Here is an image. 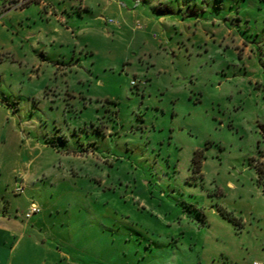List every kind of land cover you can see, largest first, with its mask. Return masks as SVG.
Here are the masks:
<instances>
[{"label":"rangeland","instance_id":"rangeland-1","mask_svg":"<svg viewBox=\"0 0 264 264\" xmlns=\"http://www.w3.org/2000/svg\"><path fill=\"white\" fill-rule=\"evenodd\" d=\"M35 2L46 4L8 0L0 18ZM202 17V31L159 32L157 51L128 53L123 38L108 57L72 45L67 75L21 90L0 81V217L25 226L36 202L45 218L13 264H264V0H211ZM21 95L34 101L26 112ZM177 117L219 126L187 177ZM30 138L54 149L20 148ZM29 166L37 177L20 181Z\"/></svg>","mask_w":264,"mask_h":264},{"label":"crops","instance_id":"crops-1","mask_svg":"<svg viewBox=\"0 0 264 264\" xmlns=\"http://www.w3.org/2000/svg\"><path fill=\"white\" fill-rule=\"evenodd\" d=\"M210 1L192 0L189 3V0H174L173 8L159 9L149 6L148 0H108L109 4L120 6L119 12L125 18V27H121L118 21H106L104 12L97 13L91 5L98 3V0H87V4L85 0H45V5L35 2L22 9L6 12L0 18V81L3 78L16 80L21 90L22 87H27V80L36 76H62L74 71L75 54L70 63H67L66 56H69L67 47L75 45L80 48L74 36L77 29L81 34L88 29L93 39H105L96 31L98 26L105 27L112 33L113 41L117 38L127 40L128 53L144 46L157 51L159 46L156 37L159 32L165 35L168 30L178 32L181 29L191 31L194 27L203 28L202 20L205 18L202 15L209 10ZM141 10L142 15L136 16V12ZM194 15L197 18H193ZM136 32H139L142 39L133 43L132 33ZM65 65L72 67V70L70 68L65 73ZM16 81H13V84H17ZM0 90L7 88L1 85ZM21 142L22 139L19 142L20 148L24 147L25 151L29 148V153L38 149L53 148L46 142H34L32 138L27 140V144ZM74 154L78 155L75 152ZM36 158L37 156L32 157L29 164ZM29 167L28 171L18 174L20 181H34L37 177L38 167L35 171H31V166ZM44 219L40 212L26 220L25 226H21L16 222L13 224L11 218L5 221V217H0V264H13L19 245L29 233L42 235ZM14 225L21 231L14 232L11 228ZM39 229L41 231H37ZM49 253L55 256L58 254L53 249L48 250L47 255ZM36 264L47 263L41 261Z\"/></svg>","mask_w":264,"mask_h":264},{"label":"clouds","instance_id":"clouds-1","mask_svg":"<svg viewBox=\"0 0 264 264\" xmlns=\"http://www.w3.org/2000/svg\"><path fill=\"white\" fill-rule=\"evenodd\" d=\"M192 0H189V3H191ZM85 3L87 4V0H85ZM149 6H154L159 9L164 8H173L174 6V0H148ZM0 6L3 7H9L8 0H0ZM97 13L104 12V19L110 23L119 22V25L121 27H125V18L120 15L119 12V5L116 4H109L108 0H98V3L91 5ZM139 7V5H138ZM11 15V13H9ZM136 16L142 15V10L136 12ZM98 23V22H97ZM96 31L103 35L105 38V43L102 47H99L95 44L94 39L89 33L88 29H85L84 33L81 34L80 30L77 29L74 33V36L76 37L79 47L82 51H95L98 53H101L103 56L108 57L113 55V36L112 33L105 27L98 26ZM142 39V36L139 34V32L132 33V42L135 43ZM85 64L88 63V61H84ZM79 75L77 78H84L83 72H80L79 69L76 70ZM185 78H187L185 74ZM22 79V78H21ZM184 87H188L187 84L184 85ZM33 99L30 97V95H21L20 97L16 98L15 103H17L21 111H27L31 108L33 104ZM229 106L225 105V108L227 109ZM78 108V106H77ZM44 116H48V113H44ZM39 119V117H37ZM62 118V117H61ZM79 119L78 112L73 114L72 120L76 121ZM221 119H224V117H221ZM178 123L181 128L184 129L183 133L177 132L178 140L177 142L181 145V148L186 151L189 160H186L183 164V167H179L177 170L178 176L187 177L189 171H192V164L191 160H194L195 157L193 156V150L194 149H200L201 145L203 144V141L205 139H213L218 136L219 133V126H216L217 133L215 135L212 134V127L208 124L201 122L199 120H194L192 117H185L183 120L180 119V117H177ZM73 131V128L70 125H68V132H61V135H64L67 139L71 132ZM232 140L235 139V134L231 137ZM221 144L224 143L223 140L219 141ZM239 146V145H237ZM264 147V145H262ZM232 151H235V148L232 149ZM212 153H209V157L211 158ZM218 171V169H217ZM212 175H215V172L212 173ZM212 176H209V179H211ZM166 179V178H165ZM170 183V182H169Z\"/></svg>","mask_w":264,"mask_h":264},{"label":"built area","instance_id":"built-area-1","mask_svg":"<svg viewBox=\"0 0 264 264\" xmlns=\"http://www.w3.org/2000/svg\"><path fill=\"white\" fill-rule=\"evenodd\" d=\"M21 2H24V0H21ZM132 86H141V85H146V80H137V79H133L131 81ZM24 189L20 188V192H23ZM41 212V207L38 203L36 202H32L29 209L27 210V212L25 213V218L29 219L32 218L34 215L40 214ZM255 264H261L259 262H255Z\"/></svg>","mask_w":264,"mask_h":264},{"label":"trees","instance_id":"trees-1","mask_svg":"<svg viewBox=\"0 0 264 264\" xmlns=\"http://www.w3.org/2000/svg\"><path fill=\"white\" fill-rule=\"evenodd\" d=\"M193 166L195 170H200L203 162L204 153L202 150H196L194 154ZM260 182V178L258 180Z\"/></svg>","mask_w":264,"mask_h":264}]
</instances>
